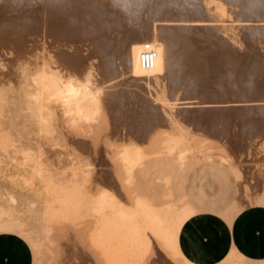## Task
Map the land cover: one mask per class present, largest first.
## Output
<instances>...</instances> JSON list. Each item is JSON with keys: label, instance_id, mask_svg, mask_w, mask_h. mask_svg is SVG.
Returning <instances> with one entry per match:
<instances>
[{"label": "rangeland", "instance_id": "obj_1", "mask_svg": "<svg viewBox=\"0 0 264 264\" xmlns=\"http://www.w3.org/2000/svg\"><path fill=\"white\" fill-rule=\"evenodd\" d=\"M44 1L0 0V135H3L0 136V146H3L6 140L1 131L11 132L9 140L15 145V149L7 154L9 157L12 155L10 161L9 157L0 153V207H6L5 210L13 216L11 217L14 226L17 227L12 234H0V264H31L30 250L18 237L20 228L36 230L40 236L42 243L40 254L32 257L35 264H185L148 230L141 232L138 229V240L132 244L123 243L117 237L111 236L108 228L101 227L104 234L102 255L96 253L93 247L83 246L79 242L80 239L77 240L76 232L69 226L56 227L50 233V239H45L44 222L41 218L43 210L39 207L32 208L30 205L38 194L35 190L38 187L33 189L25 183L31 176V170L28 169L27 173L20 171L24 161L20 152L22 149L38 159L39 142L44 141L46 145L51 146L58 140H69L71 145L73 144L75 156L86 158L93 165L86 185L87 199H97L105 193L115 197L130 211L128 196L121 181L116 179L105 146H108L110 141L126 142L127 145L136 143L145 154H152L161 139L176 138L181 130L187 133L193 143L214 148L215 153L228 160L226 163L228 168H233L239 175L238 178H232L233 197L239 215L231 233L232 239L229 241L221 239V233H218L219 241L215 250L208 252L209 255L205 258L207 262H202L203 258L200 256L192 255L191 264H264L262 260L264 209L256 207L254 203L257 197L264 194V0H241L242 4H238V11L245 9L246 18L252 20L245 22L248 27H252V31L237 33L239 37H246V41L255 42L253 49L248 50L245 45L243 46L246 59L240 58L229 47L222 51L215 49L214 44L207 46L203 44L200 51L190 47L182 50L162 48L160 51L161 48L158 46L160 40L158 41L155 35H150L147 39L139 37L140 33L134 32L130 27L120 39V31L116 29L117 14L112 9L110 0H86L88 4L97 2L98 5L104 6L99 16L102 17L99 19L100 30L97 33L88 32L86 38L85 33H81L82 18L79 17L81 19L79 23L73 26L71 24L70 20L77 14L73 12L70 4L66 3V7L52 6L51 4H55L52 0L53 3L46 0L49 4ZM222 1L232 6L231 0ZM56 2L60 4V1ZM238 11L236 10L237 14L233 15L234 18L241 17ZM82 12L83 10L81 14ZM67 27L73 30L68 31ZM127 33H130V38L132 37L130 41H135L137 45L133 54L135 62L126 56V62L124 60L122 63L117 59L120 56L117 54L119 50L114 49V46L117 41V43L125 41ZM137 36L140 42H137L139 41L136 40ZM141 37L144 42L147 40L156 42L158 54H161L157 55L156 62L150 69L144 68L140 60L139 54L144 50ZM150 38L152 40H149ZM102 42L105 43L104 49ZM122 51L124 52V50L119 52ZM177 52L187 56L192 66L165 63L168 56H175L174 53L178 56ZM159 56L161 58H158ZM55 57L58 63L55 62ZM111 57L115 59L112 60ZM157 59L162 61L159 60L162 65ZM257 60L260 64L254 69L257 75L253 82L255 86L252 88L250 101L246 102L237 94L246 93V88L231 87V80H228L227 76L233 75L234 81L243 87L247 86L249 83H246L248 82L246 80L252 74L253 63ZM39 66L62 67L65 73L69 70L67 73L69 77L76 76L80 84L90 85L91 91L100 98L106 109L107 121L94 127L86 126L82 133L70 136V133L62 128L63 115L56 113L61 103L60 99L49 97L46 100L47 107L40 111L30 103L29 96L23 94L28 109L24 111L20 109L19 100L22 95L20 89L25 82L24 76L35 73ZM205 69L209 73H205ZM169 70L195 74L192 85L191 82L183 80L174 89L179 94L185 92V99L181 105L179 104L182 107L180 114L176 111L177 103L168 97L174 90L169 88L168 82L162 78L164 71L166 73ZM89 75L90 77L86 79ZM239 79L244 80V83L238 81ZM203 83H207L204 88L207 90L205 92L209 93L202 97ZM164 93L167 96L164 98L166 118L151 110L154 105L159 104L155 98ZM202 98L206 100L204 103L199 102ZM145 107L147 109H144ZM49 109L55 112L52 116ZM49 118L50 123H46ZM173 122L177 124L172 125ZM47 156L52 158L53 155L49 153ZM12 197L15 198V202L12 201ZM180 211L181 209L173 211L172 216H179ZM109 216L110 213L103 212L101 218L105 224L110 222ZM133 224L136 225L135 222ZM83 237L84 242L89 244L94 240L91 221H87ZM251 258L254 262L250 260Z\"/></svg>", "mask_w": 264, "mask_h": 264}, {"label": "bare ground", "instance_id": "obj_2", "mask_svg": "<svg viewBox=\"0 0 264 264\" xmlns=\"http://www.w3.org/2000/svg\"><path fill=\"white\" fill-rule=\"evenodd\" d=\"M48 1L45 0L44 2L49 4ZM52 1V6L66 7L65 5L68 3L73 7L72 10L77 15L73 13L76 17L70 20L71 24L73 26L79 23L80 18H82L80 21L83 24L81 33L84 32V36L89 35L88 32L97 33L100 30L99 19H102V17L99 18V16L102 14L103 5L100 6L97 2H89L88 4L86 0H58L60 4L56 2L57 0ZM232 1H235V3ZM240 1L231 0L232 6L225 4L222 0H110V4L115 14H117L118 28L116 29L120 31L119 38L125 36L123 35L124 32L126 29L129 31L128 27H130L134 32L140 33L139 37L143 36L147 39L150 35H155L158 41L160 40V45L158 43L159 48H161L160 51H162V48L182 50L187 47L200 51L203 44L206 46L214 44L215 49L222 51L229 47L240 58L246 59L244 58L246 54H244L243 46L245 45L248 50L253 49L255 42L254 40L246 41V37L237 36L238 32L252 31V27H248L247 24L249 20L246 18L247 11L245 9L238 11V4H242ZM236 10L241 14V17L234 18L233 15L237 14ZM104 18L106 19V17ZM249 22H252V20H249ZM102 27L105 26L102 25ZM66 30L73 29L67 27ZM129 34L127 33V38L124 37L125 41L119 40L121 42L117 43L116 39L115 46L110 44V46L115 47L114 49L124 50V52L118 51L117 53L120 55L117 59L121 60L122 63L126 56H129L130 61L131 59L135 60L133 54H135L134 50L137 45L135 41L131 42L132 37L130 38ZM66 37H68V34ZM143 38L141 37V39ZM151 38L149 40H152ZM137 39L139 40L137 42H140L138 36ZM104 45L105 43L102 44V48ZM64 47L66 46L64 45ZM139 50L138 48L137 51ZM177 53L178 56L175 53V56H168L165 63L169 65L177 63L180 66L192 64L187 56ZM122 54L125 56H121ZM139 55L141 56V52ZM113 57L115 56L113 55ZM161 57H163V54ZM157 60L159 62L160 59ZM259 64L258 60L254 61L251 69L252 74L248 77L249 80L245 79L248 81L246 83L249 84L244 87L239 82L234 81L235 77L228 73L227 78L231 80V87L246 88V93L237 92L240 98H243L246 102L250 101L251 91L255 86L253 82L257 78L254 69ZM61 68L45 66L37 68L35 73L26 74L24 76L25 82L22 89H20L22 94L19 100L20 109L23 111L28 109L23 100V94L29 96L30 103L40 111L47 107L46 100L49 97L60 99L61 103L56 113L63 115L61 125L63 130L70 133V136L85 130L86 126L94 127V125L105 123L108 119L106 109L99 100L100 98H97L98 96L96 97L94 92L91 91L90 85L80 84L77 81L78 79L75 78L76 76H68L69 70L65 73L64 68ZM206 69V72H204L209 73ZM166 73L164 71L162 78L168 82V87L172 90L178 87L183 80L191 82L192 85V81L195 79V74H191V72L169 70ZM87 77H90V75L86 76V79ZM199 78L201 79V74ZM238 81L244 83V80L239 79ZM206 84H202V97L209 93V91L208 93L205 92L207 91L204 88ZM184 93L179 94L174 90V93H170L168 96L173 102L177 103L176 111H179V114L182 110L180 105L185 99ZM164 98H167L165 93L158 96V98L156 97L155 100L157 99L159 104H157L158 106L154 105L151 110L160 113L161 117L164 115L166 118ZM205 101V98L199 99L200 103ZM200 105L204 110L202 104ZM144 109H147V107ZM148 110L150 112L149 108ZM49 111L51 116L55 113L50 109ZM260 111L262 110L260 109ZM152 116L154 117V115ZM50 121L51 119L46 120V123H50ZM176 124L177 122L172 123V125ZM23 126L25 127V125ZM1 132L5 135L6 140L3 146H0V153L7 156L15 145L9 140L11 132ZM70 136L68 135V138ZM115 142L110 141L108 146L105 147H107V154L116 179L121 181L128 196L130 211L115 197L108 196L105 193L97 199H87L86 185L88 175L93 170V165L90 160L75 156V150L72 149L73 144L71 145L69 140H58L51 146L46 145L44 141L39 143L37 141L38 159L33 158L23 149L19 150L24 160L20 171L27 173L31 170V176L25 180V183L33 189L38 187L35 189L38 194L32 199L30 205L32 208L39 207L43 210L41 218L44 222L45 239H50V233L56 227L69 226L76 232L77 240L80 239L79 242L83 246L93 247L96 253L101 254L104 237L101 227L108 228L110 235L114 238L117 237L123 243L132 244L138 240V229L141 232L148 230L160 240L164 247L177 255L185 264H191L192 255L200 256L203 258L202 262L206 263L205 258L209 255L208 252L214 251L217 246L218 233H221V239L224 238L228 241L232 239L231 233L235 222L239 218L233 197L232 178H238L239 175L233 168H228L226 165L228 160L224 156L221 157V155L215 153V149L210 146L193 143L183 130L177 134L176 138L161 139L156 144L152 154H145L143 149L136 143L127 145L126 142ZM48 150L53 155L52 158H48ZM10 157L8 161H10ZM14 178L16 177L14 176ZM12 201H16L14 197H12ZM254 203L256 207L264 209V194L257 197ZM5 209L6 207H0V234H12L17 227L14 226L13 216ZM178 209H181L179 216H172V212ZM103 212L110 213L111 220L108 224H105L101 218ZM87 221H91V232L94 235V240L90 244L84 242L83 237ZM18 237L28 246L31 253V264H35L36 262L32 257L40 254L42 244L40 243V236L36 230L20 228ZM250 260L254 262L253 258Z\"/></svg>", "mask_w": 264, "mask_h": 264}, {"label": "built area", "instance_id": "obj_3", "mask_svg": "<svg viewBox=\"0 0 264 264\" xmlns=\"http://www.w3.org/2000/svg\"><path fill=\"white\" fill-rule=\"evenodd\" d=\"M157 54V43L154 41H146L144 43V50L141 53L142 66L146 69L152 68Z\"/></svg>", "mask_w": 264, "mask_h": 264}, {"label": "crops", "instance_id": "obj_4", "mask_svg": "<svg viewBox=\"0 0 264 264\" xmlns=\"http://www.w3.org/2000/svg\"><path fill=\"white\" fill-rule=\"evenodd\" d=\"M259 258V257H258ZM262 260L264 261V259L262 258Z\"/></svg>", "mask_w": 264, "mask_h": 264}]
</instances>
